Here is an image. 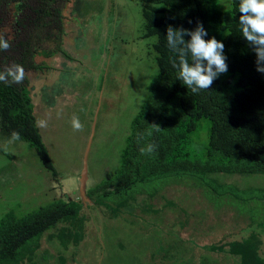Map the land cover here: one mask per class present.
Here are the masks:
<instances>
[{
  "label": "rangeland",
  "instance_id": "374dc122",
  "mask_svg": "<svg viewBox=\"0 0 264 264\" xmlns=\"http://www.w3.org/2000/svg\"><path fill=\"white\" fill-rule=\"evenodd\" d=\"M218 6L230 9V0H218ZM63 20L64 53L36 56L42 67L26 73L34 122L57 175L27 143H9L0 132V219L8 211L21 216L57 200L81 202L88 218L77 246H62L45 233L36 264H238L236 257L207 248L252 232L260 237L264 259V233L256 228L264 217V202L256 198L238 201L181 177L147 186L115 219L82 202L84 157L85 197L120 166L131 121L158 72L156 37L146 35L140 0H68ZM12 22L9 17L0 29L4 40L13 36ZM74 116L83 131H73ZM206 124L192 137V158L204 153ZM206 180L213 181L211 186L216 182L239 190L264 189V174L217 173Z\"/></svg>",
  "mask_w": 264,
  "mask_h": 264
},
{
  "label": "trees",
  "instance_id": "16d2710c",
  "mask_svg": "<svg viewBox=\"0 0 264 264\" xmlns=\"http://www.w3.org/2000/svg\"><path fill=\"white\" fill-rule=\"evenodd\" d=\"M67 1L0 0V29L13 18V36L6 40L10 48L0 50V76L4 77L0 80V132L8 138L18 132V141L34 149L48 170H53L52 163L34 122L26 73L42 67L36 56L50 58L64 53L63 11ZM140 1L146 35L156 37L158 72L147 87L146 101L131 121L120 166L86 192L92 205L89 208L118 218L147 186L181 177L194 179L218 195L264 202V189L239 190L216 182L211 186L213 181L206 180L207 175L217 173L264 174V74L256 71L255 54L242 37L239 0H230L227 10L219 8L218 0ZM197 22L208 33L205 40L215 37L224 44L228 71L214 80L210 89L193 94L177 79L166 34L169 25L194 30ZM15 65L24 69L21 82L8 74L9 69L15 71ZM203 121L207 123V144L201 158H192L188 148L195 132L203 128ZM152 124L160 129L152 128ZM140 136L143 139L138 142ZM149 143L157 145L155 152L141 155L140 148ZM87 221L82 203L76 201L57 200L21 216L8 211L0 219V264H36L45 233L50 239H59L62 246H77L85 237ZM256 228L264 233V217ZM260 246L259 235L252 232L242 240L207 249L226 252L236 257L238 264H264Z\"/></svg>",
  "mask_w": 264,
  "mask_h": 264
},
{
  "label": "clouds",
  "instance_id": "9594fccd",
  "mask_svg": "<svg viewBox=\"0 0 264 264\" xmlns=\"http://www.w3.org/2000/svg\"><path fill=\"white\" fill-rule=\"evenodd\" d=\"M239 25L242 37L246 40L255 54L256 71L264 74V0H239ZM208 33L202 23L197 22L194 30L184 28L167 27V46L174 53L170 62L177 69V79L190 89L193 94L206 91L211 88L214 80L228 71L227 57L224 54V44L215 37L205 40ZM228 35V34H225ZM185 36L190 37L185 40ZM10 44L0 37V50L6 51ZM15 71L9 69L8 74L16 82L24 78V69L14 66ZM4 79L0 76V80ZM41 127L45 126L40 122ZM154 129H160L158 125H150ZM73 131H83V124L78 117H73ZM151 136L152 132H148ZM143 139L138 137V142ZM20 140L18 132H12L9 143ZM157 145L149 143L140 148L141 155H151L155 152Z\"/></svg>",
  "mask_w": 264,
  "mask_h": 264
},
{
  "label": "water",
  "instance_id": "95a60500",
  "mask_svg": "<svg viewBox=\"0 0 264 264\" xmlns=\"http://www.w3.org/2000/svg\"><path fill=\"white\" fill-rule=\"evenodd\" d=\"M86 174H87V162H86V159L84 157L83 168L81 170V178H80V194H81L83 203L85 200L89 201V199L87 197H85V190L83 189L84 188V182L87 178Z\"/></svg>",
  "mask_w": 264,
  "mask_h": 264
}]
</instances>
